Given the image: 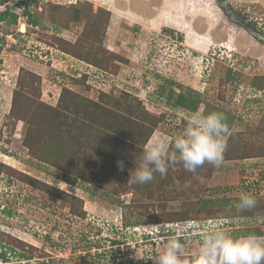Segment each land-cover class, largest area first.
<instances>
[{"label": "rangeland", "instance_id": "1", "mask_svg": "<svg viewBox=\"0 0 264 264\" xmlns=\"http://www.w3.org/2000/svg\"><path fill=\"white\" fill-rule=\"evenodd\" d=\"M3 2L17 22H0V264H154L170 237L191 257L209 220L264 237V0ZM196 111L226 117L222 165L133 184L142 147ZM241 192L255 208L237 209Z\"/></svg>", "mask_w": 264, "mask_h": 264}, {"label": "clouds", "instance_id": "2", "mask_svg": "<svg viewBox=\"0 0 264 264\" xmlns=\"http://www.w3.org/2000/svg\"><path fill=\"white\" fill-rule=\"evenodd\" d=\"M228 134L222 112H193L178 135L156 136L142 147L129 179L133 184H147L154 180L155 173L163 177L170 166L178 163L192 173L205 163L218 168L223 163ZM117 167L123 171V162L118 161ZM256 204L254 195L241 192L236 207L240 211L251 210ZM201 226L204 235L191 257L186 256L185 246L179 238L170 237L161 252L147 259L153 260L154 264H192L193 260L195 264H264V237L254 234L233 236L218 220H209Z\"/></svg>", "mask_w": 264, "mask_h": 264}, {"label": "trees", "instance_id": "3", "mask_svg": "<svg viewBox=\"0 0 264 264\" xmlns=\"http://www.w3.org/2000/svg\"><path fill=\"white\" fill-rule=\"evenodd\" d=\"M5 2H3V0H0V5H2L3 6V4H4ZM16 5L17 6H22V5H24V2H22V1H19V2H17L16 3ZM1 7V6H0ZM23 15L26 17V21H27V23L28 24H30V25H33V26H36L37 25V21L31 16V14H30V12H29V10H27V9H25L24 8V10H23ZM243 18V17H242ZM244 19V18H243ZM0 22H5L7 25H15L16 24V22H17V14L15 13V12H12L9 8H5L4 10H2L1 12H0ZM249 26H250V28L251 29H256V27L255 26H253L250 22H248L247 23ZM170 32H172V31H170ZM3 41V38H0V42H2ZM0 50H1V45H0ZM259 89V88H258ZM263 89V91H264V88H262ZM180 97V95L178 96V98ZM182 100V99H181ZM177 103V102H176ZM178 103H179V101H178ZM88 108V107H87ZM93 111V110H92ZM119 127V126H118ZM120 130H118V133H119V135L121 134V135H125V140H130V141H132L133 142V140H134V138H133V136L135 135L134 133H130V136L128 135V132L127 131H129V129H131L130 127H128L127 128V130L124 128V127H122L121 126V128H119ZM99 135H101V133L99 134ZM115 135V134H114ZM31 137L29 136V134H28V140L30 139ZM113 140H115L116 141V144L114 145V147L112 148L109 144L107 145L108 147H110L109 148V150H111V151H114L115 152V150H116V152H115V155H114V157H113V160H112V163H113V165L114 166H116V162L120 159V158H118V153L120 152L119 150L121 149L120 147H121V145H122V143L124 142V140H122V139H120V138H118V137H116L115 138V136L113 137ZM29 142V141H28ZM101 143V142H100ZM104 143H105V141H104ZM30 147H31V144H30V142L29 143H27ZM31 149H32V147H31ZM118 151V152H117ZM151 226H153V225H156V227L157 228H154V227H152V229L151 230H149V232H147V239H151L152 237H150L149 235H150V233L151 232H154L155 230H157L158 231V233H157V236L156 237H158V238H161V237H163V235H160L161 233H162V231L164 230V225L163 224H161L160 222H159V220L158 221H153L152 222V224H150ZM247 232V234H254V235H256L258 232H257V229H254V230H250V231H246ZM146 234V233H145ZM168 239L166 238L165 239V241H167ZM149 241H152V240H149ZM0 258H2V259H6L5 258V254L2 252L1 254H0Z\"/></svg>", "mask_w": 264, "mask_h": 264}, {"label": "water", "instance_id": "4", "mask_svg": "<svg viewBox=\"0 0 264 264\" xmlns=\"http://www.w3.org/2000/svg\"><path fill=\"white\" fill-rule=\"evenodd\" d=\"M220 6L224 9L225 13L229 16V19L232 22L242 25L243 27H245L250 32V34H252V35L255 34L254 30H252L250 28V26L247 24V22H245L244 19L242 17H240L236 12H234L233 10L230 9L228 2H226V1L222 2L220 4Z\"/></svg>", "mask_w": 264, "mask_h": 264}]
</instances>
